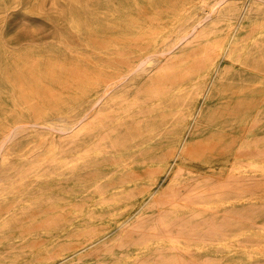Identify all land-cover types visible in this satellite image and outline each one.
<instances>
[{
    "label": "rangeland",
    "instance_id": "374dc122",
    "mask_svg": "<svg viewBox=\"0 0 264 264\" xmlns=\"http://www.w3.org/2000/svg\"><path fill=\"white\" fill-rule=\"evenodd\" d=\"M0 111V264H264V0H0Z\"/></svg>",
    "mask_w": 264,
    "mask_h": 264
},
{
    "label": "bare ground",
    "instance_id": "6f19581e",
    "mask_svg": "<svg viewBox=\"0 0 264 264\" xmlns=\"http://www.w3.org/2000/svg\"><path fill=\"white\" fill-rule=\"evenodd\" d=\"M170 1V0H169ZM117 2V1H116ZM148 2V1H147ZM257 2V1H256ZM169 3V2H168ZM179 3V2H178ZM164 4V3H163ZM173 4V3H172ZM148 5H150V4H148ZM213 5V4H212ZM217 6V5H216ZM223 6V5H222ZM224 6H226V5H224ZM244 6V5H243ZM157 7V6H156ZM221 7V6H220ZM232 7V6H231ZM136 8H137V6H136ZM152 8V7H151ZM167 8V7H166ZM142 9V8H141ZM230 9V8H229ZM234 9V8H233ZM168 10H170V9H168ZM235 10V9H234ZM154 11H156V10H154ZM153 11V12H154ZM173 11V10H172ZM248 11V10H247ZM136 12V11H135ZM163 12V11H162ZM221 12V11H220ZM256 12V11H255ZM258 12V11H257ZM138 13V12H137ZM175 13V12H174ZM218 13H219V11H218ZM130 14V13H129ZM125 15V14H124ZM240 15V14H239ZM254 16V15H253ZM145 17H146V15H145ZM227 17H229V16H227ZM233 18V17H232ZM127 19H128V17H127ZM224 19H225V17H224ZM238 19V18H237ZM230 20V19H229ZM103 21V20H102ZM131 21V20H130ZM196 21H198V20H196ZM108 23V22H107ZM159 23V22H158ZM250 23V22H249ZM113 24V23H112ZM145 24V23H144ZM201 25V24H200ZM257 25V24H256ZM86 27V26H85ZM130 27V26H129ZM132 28V27H131ZM186 29V28H185ZM227 29V28H226ZM116 30V29H115ZM139 30V29H138ZM150 30V29H149ZM117 31V30H116ZM245 31V30H244ZM88 32H90V31H88ZM130 32H131V30H130ZM185 33H187V32H185ZM94 34H96V33H94ZM106 34V33H105ZM81 35V34H80ZM98 35H100V34H98ZM83 36V35H82ZM100 36H102V35H100ZM137 36V35H136ZM109 37V36H108ZM130 37V36H129ZM89 38V37H88ZM131 38H132V36H131ZM140 38V37H139ZM236 38V37H235ZM133 39V38H132ZM97 40V39H96ZM117 41H118V39H117ZM131 41V40H130ZM237 43V42H236ZM86 44V43H85ZM94 44V43H93ZM92 46V45H91ZM54 47H52V49H53ZM227 48V47H226ZM47 49V48H46ZM230 49V48H229ZM57 50V49H56ZM225 52H226V50H225ZM65 53V52H64ZM50 54V53H49ZM59 54V53H58ZM60 55V54H59ZM57 56V55H56ZM245 56V55H244ZM17 57V56H16ZM18 58V57H17ZM49 58V57H48ZM78 58V57H77ZM29 59V58H28ZM18 60V59H17ZM31 60H33V59H31ZM13 62V61H12ZM14 63V62H13ZM253 63V62H252ZM15 64V63H14ZM48 64V63H47ZM29 65V64H28ZM27 65V66H28ZM15 66V65H14ZM17 66V65H16ZM243 66V65H242ZM245 66V65H244ZM25 68V67H24ZM35 68V67H34ZM45 68H47V67H45ZM57 68V67H56ZM247 68V67H246ZM17 69V68H16ZM22 69V68H21ZM39 69V68H38ZM60 69V68H59ZM248 69V68H247ZM250 69V68H249ZM12 70V69H11ZM253 70V69H252ZM256 70V69H255ZM79 71V70H78ZM259 71V70H258ZM29 72V71H28ZM79 73V72H78ZM183 73V72H182ZM257 73V72H256ZM261 73V72H260ZM41 74V73H40ZM259 74V73H258ZM45 75V74H44ZM78 75V74H77ZM261 75V74H260ZM64 76V75H63ZM30 77H32V76H30ZM220 77H221V75H220ZM240 77V76H239ZM18 78H20L19 76H18ZM34 78V77H33ZM39 78V77H38ZM218 78V77H217ZM35 79V78H34ZM53 79V78H52ZM55 79V78H54ZM57 79V78H56ZM261 79V78H260ZM179 80V79H178ZM6 81V80H5ZM36 81V80H35ZM40 82H41V80H39ZM59 81V80H58ZM66 82H68V81H66ZM169 82V81H168ZM5 85V84H4ZM29 85V84H28ZM44 85V84H43ZM207 85V84H206ZM15 86V85H14ZM31 87V86H30ZM50 87V86H49ZM213 87V86H212ZM206 88V87H205ZM209 88V87H208ZM14 89V88H13ZM19 89V88H18ZM67 89V88H66ZM215 89V88H214ZM12 90V89H11ZM29 91H31V90H29ZM27 92V91H26ZM207 92V91H206ZM222 92V91H221ZM25 93V92H24ZM34 93V92H33ZM59 93V92H58ZM26 94H28V93H26ZM237 94H239V93H237ZM18 95V94H17ZM31 95V94H30ZM50 95V94H49ZM208 95V94H207ZM218 95V94H217ZM51 96V95H50ZM69 97V96H68ZM211 97V96H210ZM8 99V98H7ZM12 99V98H11ZM39 99H40V97H39ZM219 99V98H218ZM26 100V99H25ZM59 100V99H58ZM208 100V99H207ZM35 101V103H36V100H34ZM14 102V101H13ZM28 102V101H27ZM31 103V102H30ZM29 103V104H30ZM38 104V103H37ZM221 104V103H220ZM13 105H14V103H13ZM27 105V104H26ZM30 107H32L31 105H29ZM39 106V105H38ZM37 106V107H38ZM6 107V106H5ZM11 107V106H10ZM41 107V106H40ZM11 109V108H10ZM16 109V108H15ZM23 109V108H22ZM43 109V108H42ZM43 110H45V109H43ZM244 111V110H243ZM0 112H2V111H0ZM40 112V111H39ZM68 112V111H67ZM5 113V112H4ZM41 113V112H40ZM44 114V113H43ZM45 114H46V112H45ZM172 115V114H171ZM241 115V114H240ZM5 117V116H4ZM162 118V117H161ZM131 119V118H130ZM223 119V118H222ZM221 119V120H222ZM243 119V118H242ZM1 120V119H0ZM21 120V119H20ZM5 121V120H4ZM227 125V124H226ZM242 128V127H241ZM179 129V128H178ZM217 129V128H216ZM144 131V130H143ZM225 134V133H224ZM194 137V136H193ZM153 140V139H152ZM150 141H151V139H150ZM148 142V141H147ZM182 144V143H181ZM186 144V143H185ZM125 146V145H124ZM155 146V145H154ZM101 148V147H100ZM137 149V148H136ZM107 150V149H106ZM184 151V150H183ZM186 151V150H185ZM175 152V151H174ZM53 154V153H52ZM140 155V154H139ZM158 155V154H157ZM177 156V155H176ZM150 161V160H149ZM170 168V167H169ZM143 171V170H142ZM123 175V174H122ZM131 176H132V174H131ZM140 178V177H139ZM119 179V178H118ZM49 180V179H48ZM57 182V181H56ZM144 187V186H143ZM145 188V187H144ZM44 191V190H43ZM62 191V190H61ZM159 191V190H158ZM147 192V191H146ZM155 196V195H154ZM149 198V197H148ZM78 200V199H77ZM58 201V200H57ZM82 201V200H81ZM80 201V202H81ZM61 202V201H60ZM64 202V201H63ZM76 202V201H75ZM144 204V203H143ZM71 206V205H70ZM25 213V212H24ZM70 214V213H69ZM72 214V213H71ZM95 216V215H94ZM4 218V217H3ZM19 218V217H18ZM19 222H20V220H19ZM4 224V223H3ZM15 225V224H14ZM118 226V225H117ZM104 227H106V226H104ZM58 228V227H57ZM4 229V228H3ZM12 231V230H11ZM8 233V232H7ZM20 233V232H19ZM12 234V233H11ZM21 235V234H20ZM46 236V235H45ZM48 236V235H47ZM14 237V236H13ZM15 238V237H14ZM66 238H68V237H66ZM128 239V238H127ZM47 251V250H46ZM64 251V250H63ZM15 256V255H14ZM63 259V258H62ZM9 264V263H8ZM11 264V263H10Z\"/></svg>",
    "mask_w": 264,
    "mask_h": 264
}]
</instances>
